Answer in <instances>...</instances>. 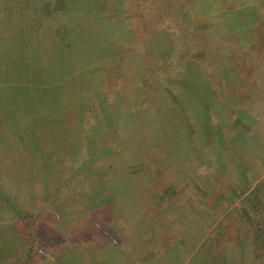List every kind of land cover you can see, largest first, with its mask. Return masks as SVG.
Instances as JSON below:
<instances>
[{
  "label": "rangeland",
  "instance_id": "1",
  "mask_svg": "<svg viewBox=\"0 0 264 264\" xmlns=\"http://www.w3.org/2000/svg\"><path fill=\"white\" fill-rule=\"evenodd\" d=\"M248 12L0 0V264H252L232 226L248 204L264 214V143L232 100Z\"/></svg>",
  "mask_w": 264,
  "mask_h": 264
},
{
  "label": "crops",
  "instance_id": "2",
  "mask_svg": "<svg viewBox=\"0 0 264 264\" xmlns=\"http://www.w3.org/2000/svg\"><path fill=\"white\" fill-rule=\"evenodd\" d=\"M238 1H239L240 7L245 6V5L255 6L257 13L248 12V13H245L246 14L244 15L245 17H241V21H242L241 26H244L249 31H252L254 33L253 35L255 36L256 43H255V46H253L251 49V51H253L251 52L252 53L251 58L254 59L253 60L254 63L252 61L250 64H248L246 62L247 59L246 60L245 58L240 59V62H237L236 64V68L239 71V75L241 77L232 78L233 79L232 83L234 86L232 100L234 101L235 118H239V117L245 118V121L242 120L241 122H244V125L248 127L247 131L249 133H253L257 135L254 140L256 141L257 139V142L259 144H262L264 143V0H238ZM207 4L208 3L206 2L204 5L207 6ZM206 12H209V11H206ZM244 72L249 73L251 75L255 74L256 79H253V80L246 79L245 74H243ZM220 94L221 93H219V98L217 100L219 101V107L221 105L223 106L221 102H224V98L227 95V93L226 92L223 93L222 94L223 97H221ZM19 131H20L19 129L13 130V132H19ZM19 140H20V136H19ZM22 142L24 141L22 140ZM261 154H262L260 158L261 160L259 159L257 160V162L259 164H264V157H263L264 153H261ZM24 160L25 159H23L22 162H24ZM246 177H247V180L250 179L249 176H246ZM237 193L238 192L235 193L234 190L233 191L230 190L229 192V194L235 195V197L238 196ZM207 195L208 197H210L209 194ZM222 196H224L223 193L219 197H222ZM205 202L206 201L203 200V204ZM1 208L2 206H0V213L6 210V209H1ZM238 217L239 218L241 217V210H239L238 212ZM224 218L225 216H222V219H220L222 224H220L221 226H218V227H221L223 230L227 227L223 225ZM239 224L240 223H237V224L235 223V225H232V226H235L234 228L238 227L239 229H241L240 228L241 224L240 225ZM212 232L215 233V229ZM214 233L212 236H210L212 237L210 239H213L215 237ZM201 237L206 238L203 235ZM223 237L221 238V236L219 235L217 238H219V240L221 239L222 241Z\"/></svg>",
  "mask_w": 264,
  "mask_h": 264
},
{
  "label": "trees",
  "instance_id": "3",
  "mask_svg": "<svg viewBox=\"0 0 264 264\" xmlns=\"http://www.w3.org/2000/svg\"><path fill=\"white\" fill-rule=\"evenodd\" d=\"M260 203V202H259ZM264 206V205H263ZM252 207V208H251ZM263 208V207H262ZM241 216L244 220H250V225H247L243 220L245 225H242L240 228L241 232V248H245V244H249L252 250V264H263L264 260V214H260L257 212L253 205H247L244 209H241ZM222 228L218 227V231L215 230L214 238L212 241L215 242L208 245V249L200 252L201 256L209 257V261L216 262L218 258L222 257L221 254H215L216 251L221 253V239L217 238L219 235H222ZM202 236V235H201ZM217 243V244H216ZM29 253H35L32 250V247L29 248ZM210 254V256H206ZM34 257L31 254L29 256V260L26 261V264H33ZM215 259V260H214Z\"/></svg>",
  "mask_w": 264,
  "mask_h": 264
}]
</instances>
